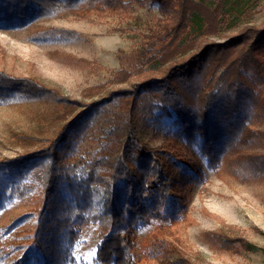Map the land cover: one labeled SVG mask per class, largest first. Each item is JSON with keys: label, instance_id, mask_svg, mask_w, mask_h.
<instances>
[{"label": "trees", "instance_id": "1", "mask_svg": "<svg viewBox=\"0 0 264 264\" xmlns=\"http://www.w3.org/2000/svg\"><path fill=\"white\" fill-rule=\"evenodd\" d=\"M227 1L210 8L203 0H0V27L61 13L118 16L135 6L157 7L160 15L135 55L120 57L123 66L110 83L126 87L93 88L89 94L98 99L91 102L0 74V103L49 106L36 135L23 137L25 152L0 161V200L33 206L0 235V264L10 258L9 264H60L67 243L91 225L99 227L98 264L183 261L180 229L190 223V193L204 178L198 153L216 168L264 137L256 128L264 124V25L212 39L229 28ZM150 119L172 121L158 146L145 137ZM96 134L100 145L92 157L71 162L76 145ZM233 163L259 171L264 155ZM55 213L60 218L50 229ZM21 222L31 226L13 232ZM150 227L137 259L140 233ZM241 244L238 249H254Z\"/></svg>", "mask_w": 264, "mask_h": 264}, {"label": "rangeland", "instance_id": "2", "mask_svg": "<svg viewBox=\"0 0 264 264\" xmlns=\"http://www.w3.org/2000/svg\"><path fill=\"white\" fill-rule=\"evenodd\" d=\"M203 1L213 8L217 0ZM227 3L229 6L224 11H229L226 14L229 28L221 38L212 39L223 42L240 26L264 25V0H228ZM159 17L157 7L135 6L128 14L118 16L79 19L61 13L27 25L0 27V74L31 79L56 89L65 98L91 102L98 99L89 94L93 88L126 87L110 83L123 66L120 57L135 55ZM48 107L36 102L0 103V161L25 152L23 137L36 135ZM171 124V119L160 124L150 119L145 137L158 146ZM256 125L264 130L263 123ZM100 137L96 134L79 142L70 161L89 160L99 149ZM240 150L237 154L232 152L216 168L210 167L207 158L198 153L204 178L190 193V223L180 229L179 247L184 258L179 264H264V169L258 171L233 163L245 155H264V137L251 140ZM32 209V203L0 200V235ZM59 218L55 213L48 220L50 223L47 221L52 226L50 229ZM30 226L21 222L13 232ZM152 229L141 231L137 259L143 256ZM98 232L97 225L85 227L77 241L67 243V260L60 264H98ZM239 241L252 245L253 251L238 249L242 245L236 243ZM11 259L3 264H9Z\"/></svg>", "mask_w": 264, "mask_h": 264}]
</instances>
